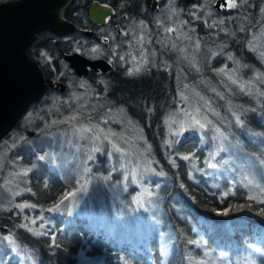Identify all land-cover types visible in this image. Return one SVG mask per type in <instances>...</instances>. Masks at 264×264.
I'll list each match as a JSON object with an SVG mask.
<instances>
[{
	"label": "rangeland",
	"instance_id": "1",
	"mask_svg": "<svg viewBox=\"0 0 264 264\" xmlns=\"http://www.w3.org/2000/svg\"><path fill=\"white\" fill-rule=\"evenodd\" d=\"M239 6L253 14L247 13L245 19L235 14L233 22L221 23L223 32L216 30L218 22L209 17L212 10L205 11L211 26L205 27L206 42L195 35L193 27L177 32L184 41L172 47L170 64L161 57L163 53H154L170 68L175 82L174 97L161 119L163 138L158 157L145 128L124 106L109 108L110 101L94 99L87 91L70 90L26 109L11 136L0 142L1 217H18L19 227L38 237L44 236L49 226L54 229L58 225L54 233L82 222L105 242L146 254L150 258L147 264H154L155 249L150 243L156 238L159 264H168L175 239L165 220L163 199L167 189L180 184L181 174L194 186L202 184L217 193L230 189V194L237 191L248 199L264 201V158L249 159L239 149L242 134L263 138L247 129L242 117L251 111L248 101L254 109L264 99V0H239ZM166 13L179 17L174 8ZM168 18L156 19L162 27ZM138 24L132 34L136 31L140 44H147L148 31ZM246 27L247 37L237 40L235 33H244ZM234 39L244 43L240 56L228 52ZM162 40L167 46V37ZM132 51L123 56L132 63L131 72H139L154 60L147 56L148 51L142 50L136 58ZM244 52L259 66L244 61ZM28 130L34 132L33 137L26 135ZM157 133L152 131V137ZM180 146L183 150L177 152ZM43 168L58 181L51 189H62L55 203L46 208L28 201L35 197L28 190V176ZM48 181L44 176L39 185L48 189ZM222 184H226L225 190L220 188ZM70 193L75 195L65 200ZM99 245L94 249L97 254H89L88 246L79 247L73 256L75 264H104L106 246ZM226 253L218 254L224 258ZM202 257L192 264H216L207 253L202 252ZM1 258L11 264H39L33 253L20 249L8 233H0ZM248 260L249 255L246 264Z\"/></svg>",
	"mask_w": 264,
	"mask_h": 264
},
{
	"label": "trees",
	"instance_id": "2",
	"mask_svg": "<svg viewBox=\"0 0 264 264\" xmlns=\"http://www.w3.org/2000/svg\"><path fill=\"white\" fill-rule=\"evenodd\" d=\"M247 32L248 28L246 27L245 32L238 34L236 39L244 40L247 37ZM202 39L207 41V38L202 37ZM221 40L223 41L224 38L222 37ZM243 45L244 43H236L234 39L229 45L228 52H234L240 56ZM34 47L44 53L47 51L44 46L38 43H35ZM242 54L245 56L244 61L248 59L247 62L259 66L250 54L247 52ZM161 86L160 83L159 89ZM236 100L244 101L239 97ZM132 101L129 99L127 103L136 106V102L132 103ZM250 103L248 101L246 106L251 111L245 113L242 118L247 129L263 136V138L246 137L242 134L241 145L238 144V146L247 158L263 159L261 148L263 147L262 141H264V99L260 104H255L254 109ZM35 105L39 106V104H33L32 107L34 108ZM141 108L144 111L143 114L139 112L138 115L130 116L145 128L147 139L158 157L159 142L163 138L161 119L163 113L169 108V101L162 97L159 100H145L142 101ZM153 108L156 111H152ZM151 111L153 113L148 115ZM154 130L158 131L155 138L152 137ZM192 145L195 146V144ZM181 149L182 146L176 151L182 152L183 149ZM181 166L179 167L181 168ZM180 170L182 171V169ZM44 176H47L49 180L48 189L39 185L40 179ZM28 181V190L35 193V197L28 201L44 208L53 205L62 191L60 187L58 191L51 189L55 183L58 184V181L56 176L49 174L46 168L30 173ZM179 183L178 185L173 184L170 189H167L163 199L165 220L175 239L168 264H192L194 260H203L202 252L212 256V260L216 264H246L245 257L247 255L251 256V261L248 260L250 261L248 264H264V203L262 201L248 199L240 195L239 192L236 193L237 191L230 194L232 190H225L226 184L220 186L225 190L224 193L209 190L202 184L194 186L184 173L180 175ZM4 216L0 215V233L2 235L11 234L16 245L24 251L30 250L39 264H75L73 256L79 247L88 246L89 254H97L94 249H99L100 243H105L106 246L104 264H112V261L115 264H147L150 259L146 254L138 253L130 247L116 246L112 242H105L101 234L85 227L82 222L71 224L62 231L57 230L54 233L53 231L58 228V225L54 229L49 226L46 229L52 231H46L44 236L38 237L19 227L18 217L13 218L11 214H4ZM8 223H11L10 227ZM150 244L155 249L152 260L154 264H159L156 238H153ZM220 251L227 252L224 258L218 254ZM4 255H7V252L2 256ZM11 263V260L5 263V259H0V264Z\"/></svg>",
	"mask_w": 264,
	"mask_h": 264
},
{
	"label": "flooded vegetation",
	"instance_id": "3",
	"mask_svg": "<svg viewBox=\"0 0 264 264\" xmlns=\"http://www.w3.org/2000/svg\"><path fill=\"white\" fill-rule=\"evenodd\" d=\"M11 1L17 0H0V5ZM236 2L239 5V0ZM95 3L112 12L103 19V23L93 24L90 21L89 7ZM227 5L228 0H72L61 13V19L72 26V31L60 35L49 30L40 32L26 50L27 56L39 66L45 81L43 97L33 104L41 105L54 96L58 98L68 94L70 90L76 93L87 91L94 99L108 100L111 102L109 108L112 109L124 106L129 115H138L139 112L143 114L141 106L145 100H159L162 97L170 102L175 92L174 74L169 72V67L163 66L154 53L159 56L163 53L166 57H161L165 58L167 65L170 64L169 53L173 51L172 47L184 41L176 33L187 32V27H193L195 35L200 39L206 38L208 30L205 27L208 28L210 19L205 18L204 14L207 16L205 11L209 12L208 9L212 10L209 17L220 22L216 30L221 32V23L229 19L233 22L235 14L240 13L243 19L247 13L253 14L252 11L245 12L240 6ZM195 7L200 10L196 12ZM169 8L177 9L179 17H170L166 13ZM157 17L169 18L160 27ZM202 17L206 22H203ZM138 23L144 24L148 31L147 44H140L136 31L134 36L132 34ZM235 34L238 35L237 32ZM220 36L224 37L222 33ZM163 37H167V46ZM35 43L44 46L47 51L44 53L36 49ZM141 49L148 51L147 56L154 60L149 65H143L139 72H131L133 65L123 56L133 50L132 55L136 58L143 52ZM45 54H48L47 58ZM74 54L89 62L102 61L105 69L95 70L87 65L85 74L78 75L65 60V56ZM160 83L162 86L159 89ZM129 99L133 100L132 103L136 102V106L127 103ZM152 111L156 110L153 108ZM152 111L146 113L150 115Z\"/></svg>",
	"mask_w": 264,
	"mask_h": 264
},
{
	"label": "water",
	"instance_id": "4",
	"mask_svg": "<svg viewBox=\"0 0 264 264\" xmlns=\"http://www.w3.org/2000/svg\"><path fill=\"white\" fill-rule=\"evenodd\" d=\"M71 2L17 0L0 5V142L11 136L26 109L44 95V78L26 50L40 32L49 30L60 35L72 31V26L61 19ZM111 13L96 3L89 7L93 24L103 23ZM65 60L78 75L85 74L87 65L95 70L105 69L102 61L89 62L76 54L65 56ZM33 135L34 132H27V136Z\"/></svg>",
	"mask_w": 264,
	"mask_h": 264
},
{
	"label": "snow or ice",
	"instance_id": "5",
	"mask_svg": "<svg viewBox=\"0 0 264 264\" xmlns=\"http://www.w3.org/2000/svg\"><path fill=\"white\" fill-rule=\"evenodd\" d=\"M229 7H238L239 5L237 4L236 0H228V5ZM139 69H137L138 71ZM131 74V73H130ZM196 123H199V121H196ZM201 127H203V125H201ZM211 167H214V165H210ZM75 194L74 193H70L68 195H66L64 197L65 200L69 199L71 196H74ZM251 198V197H250ZM63 202V201H62ZM262 203H264V201H262ZM54 209H50V211H53ZM253 247H255L253 245ZM257 251H259V249H257Z\"/></svg>",
	"mask_w": 264,
	"mask_h": 264
},
{
	"label": "bare ground",
	"instance_id": "6",
	"mask_svg": "<svg viewBox=\"0 0 264 264\" xmlns=\"http://www.w3.org/2000/svg\"><path fill=\"white\" fill-rule=\"evenodd\" d=\"M15 130V129H14ZM47 195V194H46ZM49 197V196H48ZM56 197V196H55ZM58 198V197H57ZM51 202V201H50ZM223 246V245H222Z\"/></svg>",
	"mask_w": 264,
	"mask_h": 264
}]
</instances>
